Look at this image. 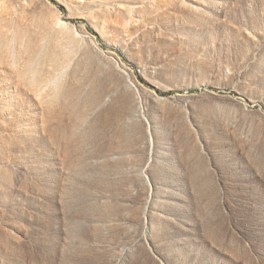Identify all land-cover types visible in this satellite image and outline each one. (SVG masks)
<instances>
[{
    "label": "rangeland",
    "instance_id": "374dc122",
    "mask_svg": "<svg viewBox=\"0 0 264 264\" xmlns=\"http://www.w3.org/2000/svg\"><path fill=\"white\" fill-rule=\"evenodd\" d=\"M0 264H264V0H0Z\"/></svg>",
    "mask_w": 264,
    "mask_h": 264
}]
</instances>
